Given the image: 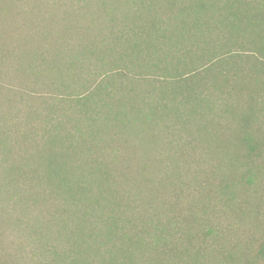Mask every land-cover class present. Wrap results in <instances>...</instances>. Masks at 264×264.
Wrapping results in <instances>:
<instances>
[{"label":"trees","instance_id":"1","mask_svg":"<svg viewBox=\"0 0 264 264\" xmlns=\"http://www.w3.org/2000/svg\"><path fill=\"white\" fill-rule=\"evenodd\" d=\"M0 264H264V0H0Z\"/></svg>","mask_w":264,"mask_h":264}]
</instances>
